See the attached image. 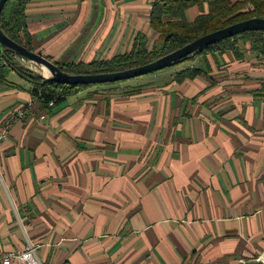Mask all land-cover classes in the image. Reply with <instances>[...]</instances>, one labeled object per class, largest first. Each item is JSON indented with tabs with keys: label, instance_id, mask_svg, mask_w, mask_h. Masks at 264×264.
Wrapping results in <instances>:
<instances>
[{
	"label": "crops",
	"instance_id": "1",
	"mask_svg": "<svg viewBox=\"0 0 264 264\" xmlns=\"http://www.w3.org/2000/svg\"><path fill=\"white\" fill-rule=\"evenodd\" d=\"M27 1L34 50L61 65L129 52L139 35L160 44L154 0ZM243 52L53 105L9 71L0 128L12 110L26 117L0 139V251L32 244L43 264L264 262V56ZM187 69L200 72L177 80Z\"/></svg>",
	"mask_w": 264,
	"mask_h": 264
},
{
	"label": "trees",
	"instance_id": "2",
	"mask_svg": "<svg viewBox=\"0 0 264 264\" xmlns=\"http://www.w3.org/2000/svg\"><path fill=\"white\" fill-rule=\"evenodd\" d=\"M208 7L204 10V0H154L149 14L151 28L160 34V44L152 48L147 47L144 35L137 37L134 48L126 53L117 54L110 59L93 61L90 63H69L60 68L70 73H103L125 70L147 64L161 56L181 48L189 42L207 34L224 28L233 23L254 17H264V0H206ZM27 0H8L2 10L0 25L3 31L13 40L34 50L33 39L26 17ZM199 5L202 13L193 21H188L186 11ZM253 5V9L249 8ZM234 52L236 57H244L243 50H250L257 55L264 56V31H249L226 38L207 46L205 49L187 57L183 62L195 58L200 54ZM20 56L5 50L0 51V80H6L9 71H15L32 84L34 96L39 100L54 103L95 84H65L44 77L31 69L19 64L14 57ZM200 70L187 69L180 72L177 80L195 77ZM125 81V80H122ZM101 83L115 84L118 82Z\"/></svg>",
	"mask_w": 264,
	"mask_h": 264
},
{
	"label": "water",
	"instance_id": "3",
	"mask_svg": "<svg viewBox=\"0 0 264 264\" xmlns=\"http://www.w3.org/2000/svg\"><path fill=\"white\" fill-rule=\"evenodd\" d=\"M8 0H0V17L3 8ZM264 31V17L254 16L236 23H233L224 28H220L213 32L207 33L181 48L174 50L164 56H161L147 64L128 68L125 70L103 73H70L63 71L60 66L52 59L43 56L35 50H29L25 46L10 38L1 28L0 25V51L10 50L17 55H20L29 61L39 65L43 70L47 68L48 74L44 73L43 76L51 80L65 84H101L128 80L135 77L143 76L153 73L164 68H168L182 63L187 57L205 49L207 46L249 31ZM200 264V263H197ZM214 264V263H213ZM235 264H264L263 261L249 262L240 261Z\"/></svg>",
	"mask_w": 264,
	"mask_h": 264
},
{
	"label": "built area",
	"instance_id": "4",
	"mask_svg": "<svg viewBox=\"0 0 264 264\" xmlns=\"http://www.w3.org/2000/svg\"><path fill=\"white\" fill-rule=\"evenodd\" d=\"M250 9H253L252 5H249ZM39 96H34L38 98ZM50 105L54 104V100L49 102ZM26 117V109L20 108L12 110L0 128V139L6 136L10 127L17 121H21ZM43 264L38 258L36 253V246L28 244L23 250L3 252L0 251V264Z\"/></svg>",
	"mask_w": 264,
	"mask_h": 264
},
{
	"label": "rangeland",
	"instance_id": "5",
	"mask_svg": "<svg viewBox=\"0 0 264 264\" xmlns=\"http://www.w3.org/2000/svg\"><path fill=\"white\" fill-rule=\"evenodd\" d=\"M154 44H157V42H155ZM14 58L19 64L23 65L25 68L31 69L32 71H34L36 73H40L43 75V70L41 69V67L39 65L29 61L28 59H26L22 56H16Z\"/></svg>",
	"mask_w": 264,
	"mask_h": 264
},
{
	"label": "bare ground",
	"instance_id": "6",
	"mask_svg": "<svg viewBox=\"0 0 264 264\" xmlns=\"http://www.w3.org/2000/svg\"><path fill=\"white\" fill-rule=\"evenodd\" d=\"M43 70H44V73H45V74H48V70H47L46 67H44Z\"/></svg>",
	"mask_w": 264,
	"mask_h": 264
}]
</instances>
